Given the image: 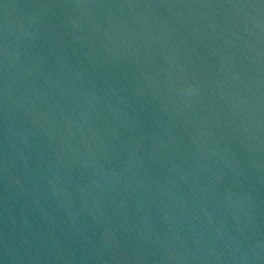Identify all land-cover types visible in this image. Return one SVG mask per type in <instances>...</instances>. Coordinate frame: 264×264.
Instances as JSON below:
<instances>
[{
	"label": "water",
	"instance_id": "water-1",
	"mask_svg": "<svg viewBox=\"0 0 264 264\" xmlns=\"http://www.w3.org/2000/svg\"><path fill=\"white\" fill-rule=\"evenodd\" d=\"M0 264H264V0H0Z\"/></svg>",
	"mask_w": 264,
	"mask_h": 264
}]
</instances>
